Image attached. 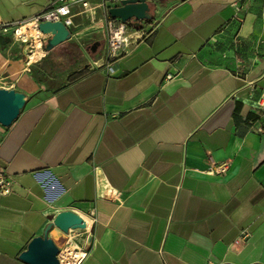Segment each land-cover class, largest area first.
Masks as SVG:
<instances>
[{"label":"crops","instance_id":"obj_1","mask_svg":"<svg viewBox=\"0 0 264 264\" xmlns=\"http://www.w3.org/2000/svg\"><path fill=\"white\" fill-rule=\"evenodd\" d=\"M54 1L0 0V28ZM119 6H73L72 38L47 51V37L35 60L0 30V88L27 96L0 125V171L13 179L0 264H26L62 211L87 222L73 238L50 232L61 250L82 248L79 264H264V0H150L109 74ZM210 159L229 171L204 174Z\"/></svg>","mask_w":264,"mask_h":264},{"label":"water","instance_id":"obj_2","mask_svg":"<svg viewBox=\"0 0 264 264\" xmlns=\"http://www.w3.org/2000/svg\"><path fill=\"white\" fill-rule=\"evenodd\" d=\"M186 1V0H182ZM150 0H126L119 7L109 9L112 19H119L123 23L131 22L140 28L143 22L152 18ZM40 32L48 37L46 50L66 43L72 38L71 30L63 22H45L39 26ZM27 102L24 93L14 89L0 88V125L9 128L18 119ZM58 229L63 234L73 231H85L86 220L73 211H62L47 225L42 236L33 238L23 251L19 260L26 264H61L60 248L50 237V232ZM92 238L89 239V243Z\"/></svg>","mask_w":264,"mask_h":264},{"label":"built area","instance_id":"obj_3","mask_svg":"<svg viewBox=\"0 0 264 264\" xmlns=\"http://www.w3.org/2000/svg\"><path fill=\"white\" fill-rule=\"evenodd\" d=\"M90 1L91 0H55L48 10H45L30 19L16 22L6 27H2L0 28V30L5 32L9 29H12L13 35L17 40L29 41L33 46V56L35 53H37L36 51L38 49H42L44 47V43L47 38L40 32V24L45 22H63L69 28L74 24L72 7L80 4L83 6V8L89 9ZM123 1L126 0H100V6H105L107 3H115L121 5ZM106 29V69L109 74H114L116 72L118 62L120 61L121 57L130 44L131 33L129 32L126 23L111 18H109L106 22ZM171 78L172 76L169 75L168 79ZM257 103L259 108H264L263 97ZM229 169L230 164L228 162L216 163L212 159H210L209 166L206 170L203 171V173L210 176H223L229 171ZM12 186L13 179L9 177L5 172L0 171V194H10L12 192ZM75 232L77 233L79 231L71 230L68 234L71 235ZM75 247L78 250L82 249L78 245H75ZM67 253L68 249H60L59 259L61 264H65L67 260Z\"/></svg>","mask_w":264,"mask_h":264},{"label":"bare ground","instance_id":"obj_4","mask_svg":"<svg viewBox=\"0 0 264 264\" xmlns=\"http://www.w3.org/2000/svg\"><path fill=\"white\" fill-rule=\"evenodd\" d=\"M38 43V42H37ZM39 50V49H38ZM41 50V49H40ZM39 50V51H40ZM43 56V52L40 53H35L32 56V60H35L36 58H40ZM85 253L84 251L78 250L75 246L68 249V253H67V260L65 262V264H79V262L81 261V259L84 257Z\"/></svg>","mask_w":264,"mask_h":264},{"label":"rangeland","instance_id":"obj_5","mask_svg":"<svg viewBox=\"0 0 264 264\" xmlns=\"http://www.w3.org/2000/svg\"><path fill=\"white\" fill-rule=\"evenodd\" d=\"M154 4H155V2H154ZM90 31H91L90 29L87 30V32H90ZM105 35L103 37H105ZM90 36L91 35H87L86 37H90ZM95 39H97V37L96 38H92V39L89 38V39H86L85 41L82 40V42H85L84 44H86V46H89ZM76 234H77L76 232L75 233H72L71 236L72 237H75V236H77Z\"/></svg>","mask_w":264,"mask_h":264}]
</instances>
